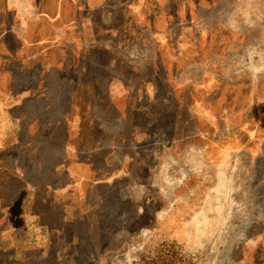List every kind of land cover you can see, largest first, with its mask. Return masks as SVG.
<instances>
[{
  "label": "crops",
  "instance_id": "obj_1",
  "mask_svg": "<svg viewBox=\"0 0 264 264\" xmlns=\"http://www.w3.org/2000/svg\"><path fill=\"white\" fill-rule=\"evenodd\" d=\"M194 2L0 0L2 263L38 264L70 240L62 231L68 222L100 212L109 201L135 207L138 184L181 190L184 177H195L200 161L211 159L198 142L213 130L217 137V119L227 121L220 136L232 140L233 111L222 114L231 97L221 111L211 94L208 103L201 89L184 98L168 82L184 78L188 65L210 62L200 48L214 44L192 22L201 15ZM231 15L211 23L232 27ZM137 25L153 41L152 55L134 52L131 40L125 44L122 35L132 38ZM256 42L264 45L263 38ZM246 94V106L264 104L263 84ZM247 133V142H255L245 149L247 185L257 197L264 184V124ZM259 223V214L248 218L245 232Z\"/></svg>",
  "mask_w": 264,
  "mask_h": 264
},
{
  "label": "rangeland",
  "instance_id": "obj_2",
  "mask_svg": "<svg viewBox=\"0 0 264 264\" xmlns=\"http://www.w3.org/2000/svg\"><path fill=\"white\" fill-rule=\"evenodd\" d=\"M193 1L199 2H194L193 6L201 8L198 9L201 15L192 22L199 27L201 38L209 36L214 44L200 48L201 55L210 62L188 65L190 72L184 78L168 77V82L174 93H181L184 98L201 89L205 92L202 100L207 102L206 96L211 94L210 97L214 96L212 106L221 111L226 99L231 97V103L226 104L227 110L222 114L230 116L233 111V118L229 120L232 140L229 142L220 136L227 121L217 119L214 122L217 137H213V130L208 139L198 142L208 148L211 159L200 161L195 177L191 174L184 177L186 181L181 190L167 188L165 184L150 191L138 184L135 207L125 204L120 207L121 217L112 214L109 220L113 225L88 256L89 262L78 261L77 251L67 239L52 249L53 258L61 259L53 264H264V237H241L246 234L244 227L248 218L257 214L256 205L247 202L258 200V196H255L256 189H248L246 170L251 157L245 149L248 145L255 147V142L249 144L246 136L256 124H264L261 119L264 104L255 102L246 106V93L264 86V79L256 74V69L264 70V45L256 42L264 39V30L257 28L258 24L259 28L264 26V0ZM226 13L233 14L232 27L224 22L211 23L217 15ZM133 31L130 39L122 35L127 39L125 44L131 40L130 43H135L134 52L152 55L155 47L144 25H137ZM224 39L229 45L218 44L224 43ZM163 60L171 68L166 63L170 59ZM239 108L247 109L241 114L236 110ZM201 126L210 133L207 121L202 120ZM189 167L186 171L192 170ZM94 214L95 210L84 216L88 224L92 223ZM50 257L46 255L38 264H46ZM0 264L13 263L0 261Z\"/></svg>",
  "mask_w": 264,
  "mask_h": 264
},
{
  "label": "trees",
  "instance_id": "obj_3",
  "mask_svg": "<svg viewBox=\"0 0 264 264\" xmlns=\"http://www.w3.org/2000/svg\"><path fill=\"white\" fill-rule=\"evenodd\" d=\"M107 203V201H106ZM117 206L114 207V203L111 201L108 202L107 207L105 204L104 210L101 214L95 213L94 219L92 223L88 224L87 219L85 217H81L76 221L68 222L62 229L64 235L70 238V243H73L74 249L76 252V257L78 261L87 263L89 262V255L92 254L97 247L101 244L104 233L108 231L113 223L112 218L115 214V210ZM100 216L103 218L104 221H101ZM109 220V221H106ZM50 259L47 260L46 264H53V262H60V258L57 257L56 259L50 255Z\"/></svg>",
  "mask_w": 264,
  "mask_h": 264
},
{
  "label": "flooded vegetation",
  "instance_id": "obj_4",
  "mask_svg": "<svg viewBox=\"0 0 264 264\" xmlns=\"http://www.w3.org/2000/svg\"><path fill=\"white\" fill-rule=\"evenodd\" d=\"M258 193H259L258 194V206L256 207V211H257V214H259V218H262V220H264L263 219L264 218V184H260V188L258 190ZM103 210H104V208H101L100 212H98L96 210L95 213L101 214V212ZM121 212H122V209L120 207L117 208L115 210V217L117 218L116 215H119L121 217L123 215V214H121ZM103 214H101V216ZM254 230H257V232L252 233ZM241 237H243V238H261V237H264V224H262V223L255 224L248 232H246L245 235H243Z\"/></svg>",
  "mask_w": 264,
  "mask_h": 264
}]
</instances>
